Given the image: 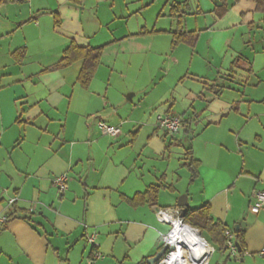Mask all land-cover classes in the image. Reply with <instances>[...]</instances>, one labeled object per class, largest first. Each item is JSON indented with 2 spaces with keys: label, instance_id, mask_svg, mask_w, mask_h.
<instances>
[{
  "label": "crops",
  "instance_id": "obj_1",
  "mask_svg": "<svg viewBox=\"0 0 264 264\" xmlns=\"http://www.w3.org/2000/svg\"><path fill=\"white\" fill-rule=\"evenodd\" d=\"M178 3L185 29L199 36L173 47L171 9ZM222 3L0 0V217H8L0 220V264H87L91 233L102 253L94 264H137L165 245L171 225L157 211L178 207L181 194L189 208L208 204L237 242L236 231L244 232L240 264H264V208H250L254 191L264 189V13L254 0H226L219 16ZM72 42L105 46L88 88L78 81L82 61L57 66ZM21 49L19 63L13 53ZM183 64L201 79L190 103L179 104L169 88L141 118L139 110L122 118L111 109L116 71L123 77L125 68L170 71ZM146 82H132L128 98ZM142 88L145 96L156 89ZM166 113L182 118L174 136L159 127ZM99 121L120 133H103ZM190 146L199 160L193 182L184 165ZM63 174L67 188L60 190L54 180ZM151 184L163 185L156 204L129 203ZM210 245L208 264L216 251ZM219 251L214 264H237Z\"/></svg>",
  "mask_w": 264,
  "mask_h": 264
},
{
  "label": "trees",
  "instance_id": "obj_2",
  "mask_svg": "<svg viewBox=\"0 0 264 264\" xmlns=\"http://www.w3.org/2000/svg\"><path fill=\"white\" fill-rule=\"evenodd\" d=\"M256 3L257 11L264 13V0H254ZM228 9L226 0H223V3L217 7V12L219 16H222ZM186 11L183 10L181 4H175L171 9V16L175 17L177 20V28L173 31V41L172 46L175 47L180 43H195L198 39V31H188L184 27V17ZM264 21V18H263ZM105 46L92 47L86 46L82 47L77 45L75 42H72L63 53V57L57 66L67 67L72 65L77 61H82L83 65L80 70L78 81L83 88H88L94 78L95 72L101 63V59L104 53ZM17 62H22L25 55V49L17 50L13 53ZM222 89L218 88L214 96H218L221 93ZM191 128L190 121H185L184 131L188 133ZM185 166L191 171L190 181L193 182L198 176V165L199 160L195 159L193 156L192 147H188L185 150ZM162 184H151L148 189L141 193H137L133 198L128 199L129 203L135 207L144 205L147 203L156 204L159 199V193ZM170 189L173 187L170 186ZM184 224L190 225L194 229H197L199 233H206L209 236V239L212 244L218 246L219 249H223L225 245V231L227 226L219 220H215L212 216L210 206L204 204L198 208H189L187 207V212L185 217L182 218ZM237 240L241 247V256L246 253V242L245 235L242 230L236 231ZM202 236V235H201ZM230 259V258H229ZM148 258H145L139 261L137 264H149Z\"/></svg>",
  "mask_w": 264,
  "mask_h": 264
},
{
  "label": "rangeland",
  "instance_id": "obj_3",
  "mask_svg": "<svg viewBox=\"0 0 264 264\" xmlns=\"http://www.w3.org/2000/svg\"><path fill=\"white\" fill-rule=\"evenodd\" d=\"M256 63H257V67H259L260 60H258ZM187 67H188V64L187 65L183 64L181 66H174L173 68H171L170 71H168V69L165 67L161 68V66L159 67L156 66L153 72H151V70H149L148 68H142V67L141 68H125L123 70V77H121L119 71H116L112 78V87H113L112 92L114 96L112 99L113 107H111V109L114 110L115 114L119 113L122 118H128L130 115L134 114V111L139 110L140 114L138 115H140V118H141L143 113L146 110L145 107L149 105L150 103H152L155 99H157L158 95L167 91L169 88H171L170 92L172 93L174 98H177V101L179 104L182 105L185 101L190 103L189 100L191 98L190 96H189L190 99L188 98V94L190 93L192 89L194 93L197 94L198 91H201L202 85L201 83L197 82L198 80H201L200 78L196 81L194 79L195 77L192 74H188V75L186 74V71H188ZM206 69L207 68L205 66L203 68L195 67L193 70V73H196V71H205ZM138 77H140L141 80L147 81V82L145 83L143 88L136 85V87L138 88L136 89L137 95L134 98L129 99L128 95L134 92V90L132 89V85L134 84H132V82H136ZM182 79L183 81H181ZM202 80L207 81L206 79H202ZM152 84L156 88L153 91L152 89H150L152 88ZM141 88L142 89L149 88V90L152 92H148L145 96V94H140L141 91L139 89ZM176 115L180 116L178 114ZM140 126H143L142 123L140 124ZM183 195L185 194L179 195L176 203ZM170 229H171V226H169L168 231ZM201 235L207 240V242L210 241L206 233H203ZM210 247H211V252H210L211 254L213 251V247L211 245ZM210 254L208 256V259L210 257ZM222 256L223 255L220 253L218 247L216 246V251L213 252L211 256L212 264H214L216 260L218 259L221 260ZM185 257L187 259V262L189 264H192L189 259L190 255L188 252H185ZM240 260L241 258L238 261H236L237 264H240L239 263ZM208 262L209 260H207L205 264H208ZM247 264H251V263H247Z\"/></svg>",
  "mask_w": 264,
  "mask_h": 264
},
{
  "label": "built area",
  "instance_id": "obj_4",
  "mask_svg": "<svg viewBox=\"0 0 264 264\" xmlns=\"http://www.w3.org/2000/svg\"><path fill=\"white\" fill-rule=\"evenodd\" d=\"M159 127L162 128L165 132L174 136L179 133L183 123L180 116L166 113L158 117ZM99 127L105 134L116 136L120 133V128L117 126H113L104 121H99ZM55 184L59 187L60 190H65L67 188V175H59L54 180ZM17 201L16 198H11L9 203L13 205ZM251 211L254 213H259L264 208V189L255 190L253 193L252 203H251ZM181 210L179 207L172 208H160L157 211V217L162 222H167L171 225V229L167 236L165 237V244L169 245V249L162 258V260L156 264H168L167 258L174 252V247L171 245L169 241V237L171 232L173 231V223L170 220H176L178 222H182L180 218ZM1 222H6L8 220L7 216L0 217ZM87 240L89 244L92 246V253L86 258L87 264H94L96 260L102 257V253L98 250L100 246L97 241V234L91 233L88 235ZM225 245L224 252L228 254V257L233 260H239L241 258L240 250L237 246V241L235 240V232L227 228L225 231ZM264 256V249L260 252Z\"/></svg>",
  "mask_w": 264,
  "mask_h": 264
},
{
  "label": "bare ground",
  "instance_id": "obj_5",
  "mask_svg": "<svg viewBox=\"0 0 264 264\" xmlns=\"http://www.w3.org/2000/svg\"><path fill=\"white\" fill-rule=\"evenodd\" d=\"M170 221L173 223V231L168 242L173 245L174 252L167 258L168 264H189L185 252L189 253L192 264H205L211 252L208 242L197 233V230L182 222Z\"/></svg>",
  "mask_w": 264,
  "mask_h": 264
},
{
  "label": "water",
  "instance_id": "obj_6",
  "mask_svg": "<svg viewBox=\"0 0 264 264\" xmlns=\"http://www.w3.org/2000/svg\"><path fill=\"white\" fill-rule=\"evenodd\" d=\"M188 204H189V202H188L186 196H182L177 202V206L181 210V213H180L181 219L185 217ZM185 225H187V224H185ZM187 226L191 227L190 225H187ZM191 228L194 229L193 227H191ZM237 229H239V228H237ZM195 230H197V229H195ZM197 232L199 233V231H197ZM237 246H238L239 250L241 251V247H240L238 242H237ZM168 249H169V245L165 244L163 246V248H161L154 256L148 258V260H147L148 263L149 264H156V263L160 262L162 260V258L164 257V255L166 254V252L168 251Z\"/></svg>",
  "mask_w": 264,
  "mask_h": 264
},
{
  "label": "flooded vegetation",
  "instance_id": "obj_7",
  "mask_svg": "<svg viewBox=\"0 0 264 264\" xmlns=\"http://www.w3.org/2000/svg\"><path fill=\"white\" fill-rule=\"evenodd\" d=\"M164 246V245H163Z\"/></svg>",
  "mask_w": 264,
  "mask_h": 264
}]
</instances>
